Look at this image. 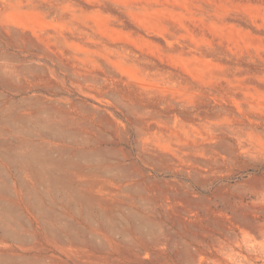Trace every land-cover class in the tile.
<instances>
[{
	"label": "rangeland",
	"instance_id": "obj_1",
	"mask_svg": "<svg viewBox=\"0 0 264 264\" xmlns=\"http://www.w3.org/2000/svg\"><path fill=\"white\" fill-rule=\"evenodd\" d=\"M0 264H264V0H0Z\"/></svg>",
	"mask_w": 264,
	"mask_h": 264
}]
</instances>
